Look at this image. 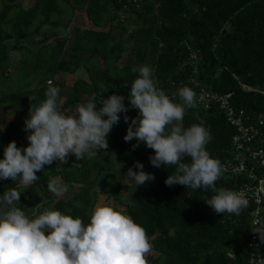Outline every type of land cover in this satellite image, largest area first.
I'll return each instance as SVG.
<instances>
[{
    "label": "trees",
    "instance_id": "16d2710c",
    "mask_svg": "<svg viewBox=\"0 0 264 264\" xmlns=\"http://www.w3.org/2000/svg\"><path fill=\"white\" fill-rule=\"evenodd\" d=\"M21 1L0 0L1 84H15L13 91L0 93V158L10 141L17 147L28 145L24 120L31 104L45 99L49 81L59 89L58 107L73 110L93 94L97 102L112 94L127 97L138 75L131 71L136 65H149L157 86L175 102H180L174 95L179 87L186 85L195 92L196 107L186 109L184 125L203 124L210 131L206 148L221 165L231 156L236 130L217 104L206 109L197 102V83L213 93H231L234 107L254 119L264 115V0H61L69 16L59 0H35L29 8ZM78 9L93 27L73 28ZM45 26L49 30L44 31ZM34 35L38 47L30 43ZM57 37L54 45L48 43ZM11 40L13 47L6 44ZM80 69L88 78L75 81L61 104L65 85L53 81L55 74H75ZM124 103L127 107L128 101ZM10 111L13 118L6 123ZM137 111L118 114L121 118L108 135V148L98 149L96 156L76 160L69 155L65 163L53 161L26 186L11 178L0 180V194L19 187L22 192L15 206L24 212L37 208L39 213L54 204L55 209L87 222L99 191L116 193L117 203L145 230L151 245L145 254L147 264H248L249 214L214 212L204 202L211 190L166 186L164 180L175 166L153 167L149 163L153 149L143 143L133 149L136 139H123L128 127L123 116L131 119ZM134 161L155 179L137 187L123 178ZM52 178L70 187L78 184L81 190L71 200L54 201L48 190ZM122 180L129 184V201L123 200ZM240 181L222 173L215 183L234 189Z\"/></svg>",
    "mask_w": 264,
    "mask_h": 264
},
{
    "label": "clouds",
    "instance_id": "9594fccd",
    "mask_svg": "<svg viewBox=\"0 0 264 264\" xmlns=\"http://www.w3.org/2000/svg\"><path fill=\"white\" fill-rule=\"evenodd\" d=\"M131 71L138 75L127 97L112 94L97 102L93 94L77 104L71 114L58 107L59 89L49 81L45 99L32 103L24 120L28 145L17 147L10 141L3 148L0 180L11 178L26 186L38 178L37 171L53 161L65 163L69 155L76 160L96 156L98 149L108 148V135L121 118L118 114L136 109L135 117L123 116L128 124L123 139L128 142L135 138L133 149L141 143L153 149L154 154L149 156L153 167L175 166L164 184L211 190L213 194L204 200L210 209L239 214L248 200L242 190L216 186L222 166L206 148L210 131L203 124L184 125L186 109L196 107L195 92L181 86L174 94L180 102H175L157 86L149 65H136ZM100 103L102 106L97 107ZM133 167L123 178L137 187L155 179L152 173L143 171L141 162L134 161ZM48 190L60 196L68 186L52 178ZM21 192L13 187L0 194V264H147L145 254L151 245L145 230L123 210L99 203L91 209L87 222L52 207L29 216L15 206ZM253 232L264 244V225ZM257 264H264V258L259 257Z\"/></svg>",
    "mask_w": 264,
    "mask_h": 264
},
{
    "label": "built area",
    "instance_id": "2783aa9c",
    "mask_svg": "<svg viewBox=\"0 0 264 264\" xmlns=\"http://www.w3.org/2000/svg\"><path fill=\"white\" fill-rule=\"evenodd\" d=\"M191 58L194 63L196 55ZM197 85V102L206 109H210L213 103L217 104L227 122L236 130L231 156L221 165L222 173L240 177L239 186L233 190H242L248 200V205L242 209L249 214L252 228L246 244L248 264H257L259 257L264 258V244L260 243L258 233L253 232L264 225V115L254 119L234 107L231 93L220 95Z\"/></svg>",
    "mask_w": 264,
    "mask_h": 264
},
{
    "label": "rangeland",
    "instance_id": "374dc122",
    "mask_svg": "<svg viewBox=\"0 0 264 264\" xmlns=\"http://www.w3.org/2000/svg\"><path fill=\"white\" fill-rule=\"evenodd\" d=\"M22 5L24 8H29L31 7L35 0H22ZM59 5H62L64 6V10L66 12V16L68 15L69 16V13L70 11H68V6L66 5L65 2L59 0ZM1 2H0V8H1ZM73 28L74 27H93L92 23L89 22V20L87 19V16L86 14L83 12V10L81 9H78L77 12L75 13V17H74V20H73V24H72ZM73 28L68 32L69 34H73ZM44 31H47L49 30V27L48 26H45ZM67 32V33H68ZM16 36H19V33H16ZM59 39V37L57 38H51L48 40V43L50 45H54L56 43V41ZM38 37H36V35L32 36L30 38V43L33 47H38ZM6 44L9 46V47H13L14 46V40H11L9 42H6ZM67 44V43H66ZM70 45V42H68V46ZM66 52V51H65ZM62 57V56H61ZM81 70V69H80ZM79 72V71H78ZM80 73V72H79ZM83 77V78H86L87 79V74L86 72H83L81 73L79 76L75 74H67V75H64L63 73H58V74H55L54 78H53V81L54 82H63L64 85H65V89H61L60 93L62 95V100H61V104L64 103L65 101V97H67L70 93V90L67 91V89L70 87L71 88V84L75 83V81H77L79 78ZM14 74L12 76V79L14 78ZM4 79L0 76V93H1V90H8V92L10 91H13L14 88H15V84H13V81L9 83V87L7 86H3L1 83V81H3ZM76 106V105H74ZM73 110L67 108V109H63V111L67 112L68 114H71L73 111H74V108H72ZM13 118V112L10 111L9 115H7L5 117V120H6V123L10 122ZM28 142V141H27ZM29 143V142H28ZM58 182L60 183H63L65 184V182L61 181L60 179H57ZM120 182V181H119ZM67 185V184H66ZM120 185H121V191H122V194L124 195L123 197V200L124 201H129V194H128V187H129V184L126 180H122L120 182ZM68 186V190L61 194L60 196H56L55 194L52 193V196L51 198L54 199V201H59V200H71L73 199V197L75 196L76 193H79L80 190H81V186L80 185H73L72 187H70L69 185ZM115 195L116 193L114 194H111L110 196L107 195V194H104L101 190L99 191V195H98V198H97V204L99 203H108V204H111L112 206L116 207L117 209H120V210H123L125 212V207L121 206L120 204L117 203V201L115 200ZM44 197H41V201H44ZM96 204V205H97ZM49 207H52L54 208V204H51ZM26 215H29V216H32L34 214H38L37 212V208H32V209H29L25 212Z\"/></svg>",
    "mask_w": 264,
    "mask_h": 264
},
{
    "label": "crops",
    "instance_id": "0c3cea01",
    "mask_svg": "<svg viewBox=\"0 0 264 264\" xmlns=\"http://www.w3.org/2000/svg\"><path fill=\"white\" fill-rule=\"evenodd\" d=\"M79 72H80V73H79ZM79 72L76 73L77 76H79L81 73L85 72V70L81 69V70H79ZM63 74H64V75H67V74H65V73H63ZM87 78H88V77H87ZM79 79H86V78H83V77L80 76ZM73 84H74V83H73ZM73 84H71V87H72ZM70 89H71V88L69 87V88L67 89V91H69ZM73 108H75V106H74Z\"/></svg>",
    "mask_w": 264,
    "mask_h": 264
}]
</instances>
